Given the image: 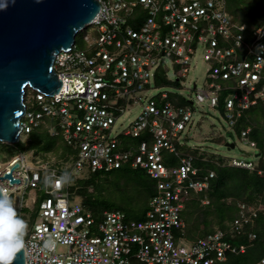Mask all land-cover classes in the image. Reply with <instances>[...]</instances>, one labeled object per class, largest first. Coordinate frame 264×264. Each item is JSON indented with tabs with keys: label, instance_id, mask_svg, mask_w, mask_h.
<instances>
[{
	"label": "built area",
	"instance_id": "2783aa9c",
	"mask_svg": "<svg viewBox=\"0 0 264 264\" xmlns=\"http://www.w3.org/2000/svg\"><path fill=\"white\" fill-rule=\"evenodd\" d=\"M96 1L99 11L89 23L93 32L82 38L84 48L73 42L54 56L58 92L24 94L25 113L19 120V142L46 129L71 154L59 166L20 151L0 162V177L18 165L11 172L18 183L0 179L9 198L30 190V202H23V208L39 202L24 237L25 264H220L229 254H244L256 239L245 229L257 216V209L246 204L237 205L227 232L192 241L181 237L185 202L205 193L216 177L212 170L195 166L197 156L188 149L196 148L186 146L184 132L194 103L215 109L223 92L221 114L229 129L243 111L264 105V23L248 28L233 21L224 0ZM199 51L209 67L202 85H194V102L166 88L147 95L163 87L156 84L159 70L173 82L166 76L165 61L184 78ZM179 98L184 104L171 101ZM137 106L136 117L123 125ZM249 132L246 128L237 140L243 154L256 153L254 160L231 157L226 162L260 175L264 141L260 150ZM122 169L141 170L154 182L142 220L104 211L97 222L80 201L71 199L72 179ZM65 173L68 182L57 184ZM49 177L52 183L46 185ZM241 236L246 243L232 242ZM255 264H264V256Z\"/></svg>",
	"mask_w": 264,
	"mask_h": 264
},
{
	"label": "trees",
	"instance_id": "16d2710c",
	"mask_svg": "<svg viewBox=\"0 0 264 264\" xmlns=\"http://www.w3.org/2000/svg\"><path fill=\"white\" fill-rule=\"evenodd\" d=\"M224 3L226 12L233 20H243L235 22L245 24L248 28H255L264 23V0H224ZM253 4L256 6L254 11L250 8ZM247 17L257 21L252 24L246 23L244 20ZM131 25L136 27L133 23ZM156 84L169 87L176 85L173 82H168L160 70L156 76ZM225 95L226 92L220 95V102L217 107L220 113L223 112L222 101ZM171 101L176 105L184 104L183 99L180 98L176 101L171 99ZM246 128L250 129L248 138L256 142L260 149L264 141V105L259 104L243 111L233 127L237 135H240ZM60 142L58 138L51 137L46 129H40L29 134L25 142H19L16 145L1 144L0 148L9 152L10 155L14 151L31 152L34 157H40L45 161V156L48 153L58 151ZM63 145L64 153L60 159L63 158V161H65L71 152L65 144ZM198 151L199 149H188L189 153L197 156L195 166L212 170L216 177L210 182L209 189L205 193L193 194L185 202L181 212V217L185 220L184 230L182 234L175 233V236L181 234V237L187 241L202 238L217 231L209 228L211 224L217 226L219 231L227 232L229 224L237 217V205L246 204L257 209L256 218L245 229V231L256 235L251 251L255 257L250 262L246 261L238 264H255L264 256V173L259 175L255 171L231 167L226 164L227 162L224 163L226 158L223 156L205 158V153H199ZM55 165L59 166L60 164L56 163ZM257 168L264 171L262 161L258 163ZM110 176H113L116 184L119 180H124L125 192L127 193L126 190H129L132 193V195H128L124 192L125 194L120 197L121 204L117 205L100 194L101 190L97 181L100 178ZM91 189L92 191H90ZM154 191V182L144 172L131 169L88 174L81 178L72 179L68 188L70 196L80 198L81 205L90 211L97 222L104 211H122L127 219L142 220L148 207V201ZM203 199L207 201V204L201 205ZM137 200L142 202V211L137 209L138 207L135 205L138 202ZM38 204L37 201L35 203V217ZM26 209L24 208L23 211ZM139 210L141 212L138 213ZM194 215H196L195 218H193ZM35 217H33V220ZM232 242L246 243V237H237ZM245 254L246 252L237 256L243 257ZM234 256L236 255H227L226 260L220 264H231V257Z\"/></svg>",
	"mask_w": 264,
	"mask_h": 264
},
{
	"label": "water",
	"instance_id": "95a60500",
	"mask_svg": "<svg viewBox=\"0 0 264 264\" xmlns=\"http://www.w3.org/2000/svg\"><path fill=\"white\" fill-rule=\"evenodd\" d=\"M98 11L96 0H0V143L20 141L26 88L46 96L58 92L54 56L71 48L77 32L88 28ZM17 167L0 179L18 183L11 174ZM13 264H25L24 249Z\"/></svg>",
	"mask_w": 264,
	"mask_h": 264
},
{
	"label": "rangeland",
	"instance_id": "374dc122",
	"mask_svg": "<svg viewBox=\"0 0 264 264\" xmlns=\"http://www.w3.org/2000/svg\"><path fill=\"white\" fill-rule=\"evenodd\" d=\"M253 11L256 9V6L253 4L250 7ZM241 18V17H240ZM233 21H243V20H233ZM246 23H254L257 20H251L248 18L244 20ZM93 32V26L88 27L85 30H81L77 32L74 37L75 44L79 48H84V42L82 40L84 35H88ZM166 62V66L168 67L166 76L169 80L173 81L174 86H163L161 88H154L147 92V95H154L158 90L162 89H170L171 93L174 95L183 98L184 101L190 103L195 101L196 88H199L202 85L203 80L206 77V72L208 70V63L204 62L201 57L200 51L196 54L195 58L192 59L189 71L187 76L184 78L177 77L176 72L174 70V66H171L168 61ZM33 93L30 88H26L25 94L28 95ZM140 107H133L130 109L129 113L124 117L123 125L127 124L129 121L133 120L138 114ZM184 142L188 148H196L200 149L201 152L205 153V158H210V156H215V158L220 155L225 158L235 157L237 159L245 160V161H253L254 155L256 154L254 151L249 154H243L241 145L238 143L237 134L234 129H229L228 125L224 121L222 114L219 112L217 108L211 109L206 104H196L193 105V114L192 120L189 123L186 131L184 132ZM61 142L59 143L57 152H50L45 156V161H49L51 164L61 162L60 157L63 156L64 153V143L60 138H58ZM219 140V141H218ZM228 142L236 143L235 148H227L225 144ZM4 152V153H1ZM0 152V162H5L9 157L10 153L1 149ZM30 156L31 153L29 152ZM40 158V157H38ZM221 158V157H220ZM224 160V159H223ZM226 163V159L224 160ZM227 164V163H226ZM228 165V164H227ZM99 189L101 190L100 194L103 197L109 198L114 203L121 204L120 197L124 195L125 192V183L124 180H119L116 184L114 183L113 176L108 178H100L97 181ZM92 191V189L90 190ZM128 195H132L131 191L126 190ZM125 192V193H124ZM32 191L30 190H21L17 193L11 194L10 199L13 201L14 206L16 208L17 214L19 217L25 220L27 223V229L31 227L33 223V217H35V204L30 203V207L23 211V202H30L29 198L31 196ZM38 195V190L36 192ZM71 198L75 199L74 196ZM73 199V200H74ZM77 200H81L77 198ZM137 204H135L142 211V202L137 200ZM202 205V203H201ZM138 211L141 212V211ZM201 214V213H200ZM37 215V214H36ZM196 215L193 216L195 218ZM183 223L185 225V220L183 219ZM210 229L217 230V226L211 224L209 226ZM252 248L246 252L243 257L234 256L231 257V264H238L243 262H250L251 259L255 257L254 253H251ZM63 248L58 246L57 251L60 252Z\"/></svg>",
	"mask_w": 264,
	"mask_h": 264
},
{
	"label": "clouds",
	"instance_id": "9594fccd",
	"mask_svg": "<svg viewBox=\"0 0 264 264\" xmlns=\"http://www.w3.org/2000/svg\"><path fill=\"white\" fill-rule=\"evenodd\" d=\"M67 177L65 173V177L57 184L68 182ZM45 183L51 184L52 178H47ZM27 227L25 220L18 216L6 190L0 188V264H13L16 254L25 248Z\"/></svg>",
	"mask_w": 264,
	"mask_h": 264
},
{
	"label": "crops",
	"instance_id": "0c3cea01",
	"mask_svg": "<svg viewBox=\"0 0 264 264\" xmlns=\"http://www.w3.org/2000/svg\"><path fill=\"white\" fill-rule=\"evenodd\" d=\"M76 200H77V198H76ZM79 201V200H78ZM182 220H183V218H182ZM184 224V223H183ZM184 230V229H183ZM198 239V238H197ZM196 240V239H195ZM189 241V240H188Z\"/></svg>",
	"mask_w": 264,
	"mask_h": 264
},
{
	"label": "bare ground",
	"instance_id": "6f19581e",
	"mask_svg": "<svg viewBox=\"0 0 264 264\" xmlns=\"http://www.w3.org/2000/svg\"><path fill=\"white\" fill-rule=\"evenodd\" d=\"M75 42V41H74Z\"/></svg>",
	"mask_w": 264,
	"mask_h": 264
}]
</instances>
